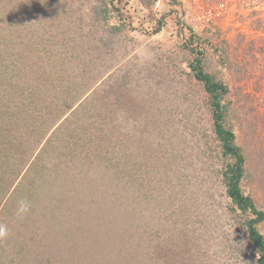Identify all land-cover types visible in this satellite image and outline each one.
I'll return each instance as SVG.
<instances>
[{
    "label": "trees",
    "instance_id": "16d2710c",
    "mask_svg": "<svg viewBox=\"0 0 264 264\" xmlns=\"http://www.w3.org/2000/svg\"><path fill=\"white\" fill-rule=\"evenodd\" d=\"M102 1L107 22L125 25L120 0ZM75 3L0 0V264H211L202 250L209 224L192 216L206 205L184 185L180 161L170 160L180 155L174 118L156 125L168 134L157 130L156 152L116 120L105 96L114 91L112 75L103 79L109 68ZM215 34L217 59L206 49L211 39L200 45L190 28L188 77L203 91L219 150L220 209L242 233L232 253L246 249L248 264H264V196L247 191L254 180L264 187V149L257 160L238 144L236 106L220 77L239 66L231 52L254 42ZM153 209L163 216L151 222Z\"/></svg>",
    "mask_w": 264,
    "mask_h": 264
},
{
    "label": "rangeland",
    "instance_id": "374dc122",
    "mask_svg": "<svg viewBox=\"0 0 264 264\" xmlns=\"http://www.w3.org/2000/svg\"><path fill=\"white\" fill-rule=\"evenodd\" d=\"M74 1L75 7L79 5L78 12L82 14L93 52L99 54L109 68L103 79L112 75L108 82L113 83L115 92L112 90L105 96L106 103L116 110V120L123 125L129 123L138 139L152 140L150 149L156 152L157 130L161 131L159 137L168 135L156 125L174 118L172 129L177 130L180 155L170 160L180 161L183 179L186 178L184 185L194 193L199 191L202 196L199 202L206 205H203V210L207 211L204 214L202 206L199 210L194 207L192 214L196 223H208L210 227L202 242L205 259L211 264H248L246 249L243 255L232 253L242 233L221 208L225 201L216 177L219 150L203 105V91L188 77V62L193 55L184 44L190 28L198 34L200 45L218 31L220 41L235 42L236 39L237 42L238 34H243L246 36L244 44L254 42L253 46L249 44L231 52L239 66L231 71L222 69L220 77L228 85L230 94L227 97L236 106L231 124L237 142L247 155L261 159L260 150L264 149V52L259 50L264 47V0H120L118 4L125 25L112 20L116 26L107 22L102 0ZM157 27H161L158 33L155 32ZM214 42L211 39L205 43L211 54ZM213 57L217 59V54ZM242 76L244 78L239 80ZM160 111L164 113L158 119ZM181 138L185 141H179ZM258 183L254 180L247 185L248 193L255 198L264 196V187ZM148 215L151 222L163 216L154 209ZM261 230L264 233V224ZM195 236L189 234L187 237ZM175 239L184 243L183 239ZM156 249L161 248L156 245Z\"/></svg>",
    "mask_w": 264,
    "mask_h": 264
},
{
    "label": "clouds",
    "instance_id": "9594fccd",
    "mask_svg": "<svg viewBox=\"0 0 264 264\" xmlns=\"http://www.w3.org/2000/svg\"><path fill=\"white\" fill-rule=\"evenodd\" d=\"M20 211H26V208L24 206L21 207ZM6 235V230L3 227H0V237Z\"/></svg>",
    "mask_w": 264,
    "mask_h": 264
}]
</instances>
